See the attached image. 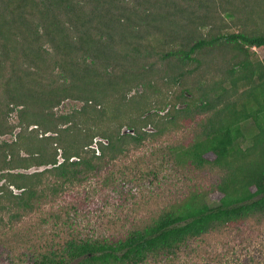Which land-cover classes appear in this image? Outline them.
<instances>
[{"label": "trees", "instance_id": "16d2710c", "mask_svg": "<svg viewBox=\"0 0 264 264\" xmlns=\"http://www.w3.org/2000/svg\"><path fill=\"white\" fill-rule=\"evenodd\" d=\"M262 47L264 0H0V263L176 264L191 243L221 236L225 252L204 264H234L227 239L264 228V60L251 52ZM159 82L182 86L179 102L162 99ZM67 101L82 108L58 114ZM177 131L179 144L154 147ZM136 151L152 181L173 165L215 176L212 189L196 182L124 237L81 228L78 207L54 214L46 236L19 228L92 176L116 182Z\"/></svg>", "mask_w": 264, "mask_h": 264}, {"label": "rangeland", "instance_id": "374dc122", "mask_svg": "<svg viewBox=\"0 0 264 264\" xmlns=\"http://www.w3.org/2000/svg\"><path fill=\"white\" fill-rule=\"evenodd\" d=\"M251 52L253 53L252 57L254 59L264 60V47L252 49ZM220 63L222 62L218 60L212 65L213 77L218 76L217 68ZM196 77L198 76L195 75L190 77L185 85H192ZM163 83L164 82L161 84L159 82V87L161 86L159 91L161 92L160 97L162 99L166 98L168 102H179L177 97L180 91L177 89L182 88V86L168 90ZM151 97H153V95H151ZM154 98L155 97H153V99ZM82 105V103L76 101H67L57 110V113H69L75 109H81ZM177 107L179 109L185 108V105L180 102ZM170 109L172 110V107L168 106L165 110L159 111L158 114L164 115ZM12 116L13 118L12 120L10 119V123L12 124L13 122L17 124L16 113H13ZM111 127L114 126L111 125ZM19 131L20 129L15 131L14 135ZM145 131L153 133L155 132V128L149 125ZM182 136L184 137L180 131H177L172 137L164 135L155 139L154 142H151H153L154 147L158 145L156 147L160 149L170 144H179ZM174 137H176V140H174L173 143H168V140ZM1 140L11 142L13 138L8 136ZM96 141H99V138H96L95 142ZM249 144L250 142H247V145ZM150 149L151 148L147 150L152 151ZM143 151L134 152L133 154L137 156H131L132 158L129 157L126 162H124V166L121 170L124 174L118 172L116 182H109L108 173H104L100 180L92 176L83 184H78L70 188L69 191H66L67 193H65L56 204L43 201L40 210L27 216L29 218H25L23 220L24 222L19 225V228L27 232L29 228L32 227V230L35 231L37 235L42 237L46 236L52 230L54 224L52 217L54 214L64 215V213H67L66 210L68 209L69 212H73L71 207H78L79 212H82L80 220L81 228L86 227L88 231L94 232V235L105 234L115 238L124 237L128 232L141 224L142 220L152 215L159 214L164 209L178 202L177 200L185 198L193 190V187L195 188L197 186L199 190L206 189L207 191L212 189L210 187L215 180V176L210 175L206 177L205 175L201 178L198 172L183 171L182 169L178 171H175V169L172 170L173 165H165L166 167L161 172L162 174L160 177L156 179L155 182L152 181L145 173L140 174L134 165L136 160H138L137 158L143 156ZM61 152L63 151L61 150L59 152V157ZM22 155L25 156V153ZM207 158L214 159L212 155H208ZM59 161H62V158H60ZM47 168L49 167H45L44 170ZM149 168L151 169V167ZM147 169L148 168H146L144 172H147ZM19 172L28 173V171L23 170ZM185 175H187L190 180L184 178ZM103 182L107 183V185H103ZM3 183L4 182H0V185ZM194 184L196 186H194ZM14 192L18 193L15 189ZM210 195L209 201L213 204H217L222 198V195L218 192L211 193ZM255 228V226L252 227V225H250L237 239H235V237L227 239L230 241L228 248L234 247V249L230 250L228 253L227 262H234L235 259L236 264H243L240 263V260L245 257L242 255L248 252L249 257L255 258L260 264H264V228L254 230ZM220 239L221 236H213L199 243H191L190 246L184 250V253L179 256L176 264H204L207 262L206 259H208V257L224 253L225 247L223 241H225V237L222 241H220ZM246 239L249 240L247 241ZM194 249H197V251L195 250V252L192 253ZM3 251L6 252L5 249H3ZM235 254L236 257H234ZM3 257H5L6 261V255ZM0 264L10 263L7 261L1 262Z\"/></svg>", "mask_w": 264, "mask_h": 264}, {"label": "water", "instance_id": "95a60500", "mask_svg": "<svg viewBox=\"0 0 264 264\" xmlns=\"http://www.w3.org/2000/svg\"><path fill=\"white\" fill-rule=\"evenodd\" d=\"M123 133H124V134H126V133L134 134V130H127V129H125V130L123 131ZM44 169H45L44 166H42V167H34V168L30 169V170L28 171V173L42 172V171H44Z\"/></svg>", "mask_w": 264, "mask_h": 264}, {"label": "built area", "instance_id": "2783aa9c", "mask_svg": "<svg viewBox=\"0 0 264 264\" xmlns=\"http://www.w3.org/2000/svg\"><path fill=\"white\" fill-rule=\"evenodd\" d=\"M255 49V48H254Z\"/></svg>", "mask_w": 264, "mask_h": 264}]
</instances>
